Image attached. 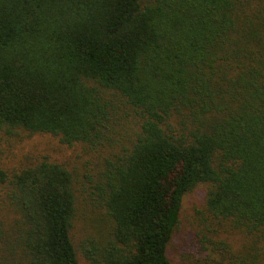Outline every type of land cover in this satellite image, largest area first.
<instances>
[{
    "label": "trees",
    "instance_id": "obj_1",
    "mask_svg": "<svg viewBox=\"0 0 264 264\" xmlns=\"http://www.w3.org/2000/svg\"><path fill=\"white\" fill-rule=\"evenodd\" d=\"M0 130L96 150L112 223L80 263L72 172L0 167V264H214L167 256L199 183L208 232L264 240V0H0Z\"/></svg>",
    "mask_w": 264,
    "mask_h": 264
},
{
    "label": "rangeland",
    "instance_id": "obj_2",
    "mask_svg": "<svg viewBox=\"0 0 264 264\" xmlns=\"http://www.w3.org/2000/svg\"><path fill=\"white\" fill-rule=\"evenodd\" d=\"M42 156L61 163L72 172L75 210L69 234L78 261L86 262L83 248L89 247L92 241L100 245L112 236L111 220L92 183L98 168L96 150L81 142L62 143L58 136L50 133L19 131L8 136L0 130L1 168L15 169ZM205 190L206 184L199 183L182 196L178 221L167 244L169 259L176 262L264 264V240L260 234L248 235L232 227L228 220L215 224L214 232L207 231ZM9 209L0 187V223L11 220ZM198 230H203L213 241L223 240L227 248L212 242H207L204 248L196 236Z\"/></svg>",
    "mask_w": 264,
    "mask_h": 264
}]
</instances>
